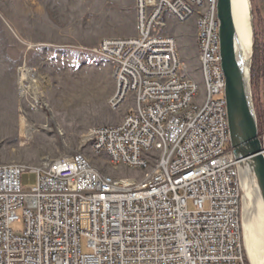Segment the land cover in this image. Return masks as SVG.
Here are the masks:
<instances>
[{
  "label": "built area",
  "instance_id": "obj_1",
  "mask_svg": "<svg viewBox=\"0 0 264 264\" xmlns=\"http://www.w3.org/2000/svg\"><path fill=\"white\" fill-rule=\"evenodd\" d=\"M136 9L134 37L94 50L112 67L111 109L129 97L132 107L84 141L113 168L143 177H114L76 154L44 161L25 190L26 169L0 166V264H246L217 0H136ZM169 17L196 20L203 98L176 39L164 33Z\"/></svg>",
  "mask_w": 264,
  "mask_h": 264
},
{
  "label": "rangeland",
  "instance_id": "obj_2",
  "mask_svg": "<svg viewBox=\"0 0 264 264\" xmlns=\"http://www.w3.org/2000/svg\"><path fill=\"white\" fill-rule=\"evenodd\" d=\"M251 4L255 37L256 32L264 36V0ZM166 22L164 33L176 39L203 98L196 20L178 23L169 17ZM136 32V0H0V166L26 169L23 189L36 186L33 169L44 161L76 154L114 177H143L141 171L113 168L84 141L90 129L120 124L132 107L129 97L119 110L111 109L117 91L112 67L94 50L106 39ZM21 69L29 71L25 94ZM252 94L255 108H264V78L259 93ZM22 229L20 223L12 226L14 232ZM81 244L89 254L86 240Z\"/></svg>",
  "mask_w": 264,
  "mask_h": 264
},
{
  "label": "water",
  "instance_id": "obj_3",
  "mask_svg": "<svg viewBox=\"0 0 264 264\" xmlns=\"http://www.w3.org/2000/svg\"><path fill=\"white\" fill-rule=\"evenodd\" d=\"M241 13L251 35L250 51L247 54L238 29ZM217 20L230 148L238 162L241 186V227L245 258L251 264L245 245L244 216L257 205L263 224L261 264H264V146L259 135L251 85L255 44L251 0H217Z\"/></svg>",
  "mask_w": 264,
  "mask_h": 264
},
{
  "label": "bare ground",
  "instance_id": "obj_4",
  "mask_svg": "<svg viewBox=\"0 0 264 264\" xmlns=\"http://www.w3.org/2000/svg\"><path fill=\"white\" fill-rule=\"evenodd\" d=\"M243 17L244 15L241 13L238 21V29H239L240 37L242 39L245 53L247 54L250 51L251 35L247 27L246 21ZM27 74H28L27 70L25 69L21 70V78H20L21 79L20 85H22L21 94L27 93V90L23 86ZM244 231H245L246 250L251 264H261L263 224H262L260 211L257 205L254 207V209H252V211L245 213Z\"/></svg>",
  "mask_w": 264,
  "mask_h": 264
},
{
  "label": "trees",
  "instance_id": "obj_5",
  "mask_svg": "<svg viewBox=\"0 0 264 264\" xmlns=\"http://www.w3.org/2000/svg\"><path fill=\"white\" fill-rule=\"evenodd\" d=\"M262 35H258L256 32L252 62L251 85L252 90L256 93H259L264 78V36ZM255 111L257 115L259 135L264 146V108L258 105L255 108ZM246 264L248 263L246 262Z\"/></svg>",
  "mask_w": 264,
  "mask_h": 264
}]
</instances>
